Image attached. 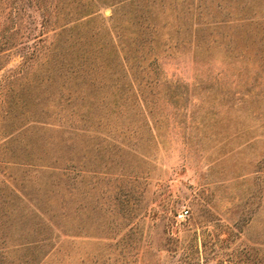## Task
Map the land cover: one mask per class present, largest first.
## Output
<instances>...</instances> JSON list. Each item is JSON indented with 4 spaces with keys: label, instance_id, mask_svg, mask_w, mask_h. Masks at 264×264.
Here are the masks:
<instances>
[{
    "label": "rangeland",
    "instance_id": "obj_1",
    "mask_svg": "<svg viewBox=\"0 0 264 264\" xmlns=\"http://www.w3.org/2000/svg\"><path fill=\"white\" fill-rule=\"evenodd\" d=\"M0 264H264V0H0Z\"/></svg>",
    "mask_w": 264,
    "mask_h": 264
},
{
    "label": "built area",
    "instance_id": "obj_2",
    "mask_svg": "<svg viewBox=\"0 0 264 264\" xmlns=\"http://www.w3.org/2000/svg\"><path fill=\"white\" fill-rule=\"evenodd\" d=\"M188 214V211L187 210H184V211H182V212H179L178 214H177V218L178 219H181V220H183L185 217H186V215Z\"/></svg>",
    "mask_w": 264,
    "mask_h": 264
}]
</instances>
